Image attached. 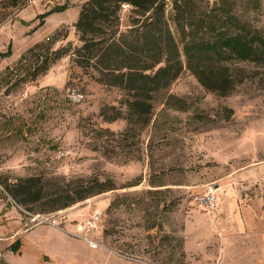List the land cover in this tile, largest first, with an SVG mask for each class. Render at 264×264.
<instances>
[{
  "label": "rangeland",
  "instance_id": "rangeland-1",
  "mask_svg": "<svg viewBox=\"0 0 264 264\" xmlns=\"http://www.w3.org/2000/svg\"><path fill=\"white\" fill-rule=\"evenodd\" d=\"M85 1L0 0V51L10 50L0 54V252L11 264H264V67L239 62L248 75L227 94L185 67L154 93L151 121L130 123L127 91L100 81L95 59L77 60L83 41L75 22ZM226 1L264 31V0ZM173 10L166 0L165 17L179 37ZM138 16L121 4L117 34L129 33ZM58 49L63 55L54 58ZM47 54L43 73L13 83ZM8 65L17 72L6 73ZM29 175L43 176L49 188L80 176L116 187L45 212L42 203H18L4 186ZM209 190L218 197L211 210L201 202ZM231 200L252 209L256 226L226 245L228 221L217 216L211 233L202 221L191 258L187 217L231 210Z\"/></svg>",
  "mask_w": 264,
  "mask_h": 264
},
{
  "label": "trees",
  "instance_id": "trees-1",
  "mask_svg": "<svg viewBox=\"0 0 264 264\" xmlns=\"http://www.w3.org/2000/svg\"><path fill=\"white\" fill-rule=\"evenodd\" d=\"M203 1L173 0V19L179 37L165 17L166 0H86L81 5L75 22L83 41L75 50L77 60L91 64L95 59L99 63L98 79L127 91L130 123L137 118L142 125L151 121L154 93L168 86L185 67L206 88L221 94L231 92L247 77V70L236 66L239 62L264 67V31L233 12L226 0ZM123 3L131 4L139 16L129 33L117 34ZM35 47H30L28 52ZM8 53L10 50L0 51L2 55ZM62 55L63 51L58 49L54 58ZM49 57L47 54L41 62L28 65L26 72L17 74L13 83L37 78L49 67ZM26 59L27 52L21 55L17 66ZM17 70L8 65L5 72ZM117 113L110 119L121 116L122 111ZM47 181L39 175L20 176L4 186L18 203L28 206L39 202L44 204L45 212L116 187L112 180L98 177L63 178L52 188L47 186ZM12 247L17 248L18 242ZM0 264H11L1 252Z\"/></svg>",
  "mask_w": 264,
  "mask_h": 264
},
{
  "label": "crops",
  "instance_id": "crops-1",
  "mask_svg": "<svg viewBox=\"0 0 264 264\" xmlns=\"http://www.w3.org/2000/svg\"><path fill=\"white\" fill-rule=\"evenodd\" d=\"M218 200V197H217ZM231 210L227 209L225 212H218L214 210V212L208 216H202L195 213H190V215L187 217L185 222V249L189 253L190 257L195 256L194 253L196 250L194 249L195 246L200 245V237L197 234L199 232V229H201L203 226L201 224L202 221L205 222V225L207 228H205L208 232H212L213 229H216L218 226L215 224V220L217 216H220L221 221L224 223V220L228 221V224L222 226V236H223V243L226 245H229V240L231 237L236 236L237 233L240 232H247L251 229H253L256 224V218L251 214V208L247 205L241 204L238 200H231ZM218 205V202L216 203V206ZM225 206V204L223 205ZM257 214V212H256ZM246 215L249 217L247 218ZM252 221V223H251ZM232 223L231 225H229ZM234 227V228H233ZM196 243V245L193 243ZM198 261V260H196ZM205 260H202L204 262ZM192 260L188 262V264H192ZM208 262V261H206ZM197 263V262H196Z\"/></svg>",
  "mask_w": 264,
  "mask_h": 264
},
{
  "label": "built area",
  "instance_id": "built-area-1",
  "mask_svg": "<svg viewBox=\"0 0 264 264\" xmlns=\"http://www.w3.org/2000/svg\"><path fill=\"white\" fill-rule=\"evenodd\" d=\"M124 4H128V3H124ZM76 92H77V90L74 88L72 90V93L75 94ZM201 202L209 210L215 208L216 207V203H217L216 192L213 191V190H209L208 192H206L204 195L201 196ZM99 218H100V213H96L93 216V218H90V219L86 220V224L88 226V230H91L93 227H95L96 220H98ZM82 237L84 239H86L88 241V243L92 247H98L100 245V243L97 240L89 237L88 235H83Z\"/></svg>",
  "mask_w": 264,
  "mask_h": 264
}]
</instances>
